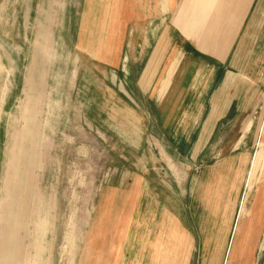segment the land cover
I'll use <instances>...</instances> for the list:
<instances>
[{
    "label": "crops",
    "instance_id": "0c3cea01",
    "mask_svg": "<svg viewBox=\"0 0 264 264\" xmlns=\"http://www.w3.org/2000/svg\"><path fill=\"white\" fill-rule=\"evenodd\" d=\"M38 35L40 66L48 50ZM64 40L70 81L101 86L110 109L101 125L87 120L91 130L136 138L123 152H140L147 167L95 196L74 264H264V0H70ZM31 89L1 208L0 264L22 255ZM158 145L165 177L156 161L147 166Z\"/></svg>",
    "mask_w": 264,
    "mask_h": 264
},
{
    "label": "rangeland",
    "instance_id": "374dc122",
    "mask_svg": "<svg viewBox=\"0 0 264 264\" xmlns=\"http://www.w3.org/2000/svg\"><path fill=\"white\" fill-rule=\"evenodd\" d=\"M69 8L70 0H0V218L12 187L10 168L30 85L35 102L34 137L25 158L27 226L18 233L20 264H74L95 196L109 181L116 184L118 177H131L146 167L136 163L140 152H123L133 149L136 138L118 137L112 127H104L109 135L103 137L89 126L91 118L101 125L98 115L110 109L101 105V86L94 83L86 92L81 82L70 81V44L60 41L61 21ZM62 31L65 38L67 29ZM39 33L48 50L40 66L36 57L32 61ZM215 143L213 139L209 145ZM166 144L165 139L160 142ZM158 149L146 154L147 166L155 167L156 161L155 170L165 177Z\"/></svg>",
    "mask_w": 264,
    "mask_h": 264
}]
</instances>
